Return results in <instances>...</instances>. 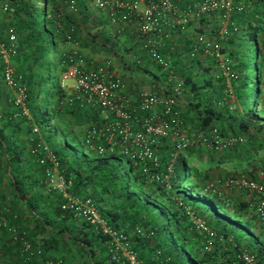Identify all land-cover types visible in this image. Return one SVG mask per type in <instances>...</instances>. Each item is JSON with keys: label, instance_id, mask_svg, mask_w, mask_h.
<instances>
[{"label": "trees", "instance_id": "obj_1", "mask_svg": "<svg viewBox=\"0 0 264 264\" xmlns=\"http://www.w3.org/2000/svg\"><path fill=\"white\" fill-rule=\"evenodd\" d=\"M5 1L12 14L11 24L16 31L18 52L15 66L22 73L27 85L26 106L29 116L13 117L11 109L4 116V124H12L16 134L23 128L30 139V145L33 143V134L29 125L35 123L38 126V134L40 133L41 138L56 154L60 169L70 179L68 189L78 196L89 195L97 204L101 216L112 227L130 230L135 224H139L151 228L152 234L149 237L135 234L130 237L137 256L141 259L142 250L139 249V253L137 250L144 244L150 255L155 248H159V258L167 257L166 261L161 259L159 262L157 259L158 264H242L236 256L241 248L254 251L256 263L264 262V221L258 220L250 211L248 202L235 201L219 188L226 178L248 176V173L258 167L264 169V0H241L246 3L245 7L243 10L231 12L229 34L222 40L218 38L220 50L229 57L233 67L239 72L232 84L242 112V118L236 120V123L244 135L237 134L241 139L223 148L191 144L182 149L173 162L168 188L162 187L157 181L148 180L128 157L117 150L106 148L97 153L85 145L82 153L74 149L67 138L71 136L83 143V133L76 136L72 131L73 124L98 121L97 107L83 105L82 101L74 97L67 100L65 91L58 82H49L50 58L41 29L45 23L38 20L37 0ZM190 1L192 0H173L178 8ZM41 4L44 18L49 22L50 40L55 47V62L59 70L64 65V55L60 53L63 31L68 27L73 28L81 45L104 47L106 51L116 55L121 64L124 63L123 68L128 72L136 69L124 62L122 51H129L130 46H117L114 37L102 29L98 32L89 30L88 21L91 20L93 11L82 0L78 2L75 13L58 6L54 0H41ZM207 15H200L198 22L207 20ZM115 28L118 33H127L126 27ZM167 28L169 30L163 27V31H168L169 35H162L159 50L169 56L172 51L179 49L176 55L186 52L183 59L193 62L192 56L188 55L189 39L183 42V46L175 49H172V39H169L176 34L182 38L186 29ZM80 31L84 36L79 37ZM198 32L203 31L199 29ZM169 57L174 63L175 72L182 79L181 87L192 82L193 85L191 83L189 88L195 93L193 99H199L196 94L199 92V85L191 80L189 71L184 69L189 62H180L182 66H176L172 56ZM135 66L149 73L154 79L158 77L157 72L149 71L136 63ZM209 81L210 79H205L203 84H209ZM199 105L194 104L196 115L193 122L197 130L216 124L221 134L236 135L226 134V128L217 121L218 111L214 102H207L201 108ZM179 116L182 120L181 113ZM59 121L63 122L60 128ZM16 140L18 142L11 147L7 144L6 137L0 134V142L9 150L7 155L10 160L17 162L25 152L35 156L29 151L30 145L27 148L23 139L16 137ZM9 142L12 143L10 140ZM165 154L166 150L160 162L164 161ZM121 157L127 160L126 168ZM129 177L142 186V195L129 187ZM102 204H108L111 208H104ZM56 209L69 213L60 208L59 202ZM192 215L202 218L220 236L215 238L208 250L204 247L203 232L195 227ZM85 253H90L89 249L80 252L81 255ZM33 260L31 258L26 263ZM143 260L154 264L150 256ZM23 262L22 260L21 264Z\"/></svg>", "mask_w": 264, "mask_h": 264}, {"label": "built area", "instance_id": "obj_2", "mask_svg": "<svg viewBox=\"0 0 264 264\" xmlns=\"http://www.w3.org/2000/svg\"><path fill=\"white\" fill-rule=\"evenodd\" d=\"M79 1L54 0L58 6L74 13L78 9ZM82 1L91 11L104 10L107 21L119 28L125 22L134 21L149 63L155 65L158 68L157 73H160L155 79L159 90H139L135 103L129 94L127 81L119 73L113 56L105 55L92 62L91 58L85 55L73 28L65 29L60 50L64 55V65L59 70L58 85L65 88L64 79L72 78L73 97H81L86 103L97 107L98 121L90 122L83 131L85 147L97 153L106 148L117 150L128 157L148 180L157 181L162 187L168 188L173 162L182 149L191 144L223 148L241 139L240 135L221 134L216 124L191 132L184 128L177 107L182 79L175 72L171 59L159 50V46L162 35H168L162 30L163 24L187 30L191 20L204 14L220 15L223 22L217 28L218 38H226L229 34V24H232L230 14L243 10L246 4L244 1L192 0L181 8H178L173 0ZM6 8L7 5L3 4L2 9ZM4 33L5 37H0V78L12 89V116H29L26 106L27 85L22 73L15 66L18 44L14 26L6 25ZM218 38L210 37L204 32H196L188 55L192 56L195 50L201 49L204 54L216 59L220 73L231 78L234 74L228 66L229 57L220 50ZM133 57L139 62L136 56ZM226 93L228 95V92ZM30 132L33 134V143L29 146V151L36 156L38 163L43 165L47 185L59 193L60 208L89 223L94 232L101 235L108 260L125 264H150L137 256L130 237L132 234L149 237L152 229L139 224H135L130 230L110 226L89 195L77 197L70 192V179L65 177L60 169L56 154L38 134V126L35 123L30 125ZM164 138L169 139V146L164 161L160 162L159 146ZM221 184L244 189L247 196H253L249 208L258 220L264 221V169H258L255 176L226 178ZM209 185L212 186L211 183ZM7 213V208L0 204V227L10 240L19 244L23 259L27 261L41 254V245L27 238ZM191 217L195 227L203 232L205 249H210L215 238L220 236L202 218L194 215ZM153 255L159 262L161 259H167L159 258V248L154 249ZM236 256L242 264H264L256 263L255 252L245 248L239 249ZM44 264H60V259L46 257Z\"/></svg>", "mask_w": 264, "mask_h": 264}, {"label": "crops", "instance_id": "obj_3", "mask_svg": "<svg viewBox=\"0 0 264 264\" xmlns=\"http://www.w3.org/2000/svg\"><path fill=\"white\" fill-rule=\"evenodd\" d=\"M3 4H6V1L0 0V37L4 38V27L8 24H11L10 19L12 18V14L8 8L2 9ZM204 20V22H198L197 18L191 20L187 26V30L183 32V35L185 36L182 38H180V35L178 34L172 35L169 38L170 40L172 39V49L183 46V42L186 41V39H189V42L187 41V45L189 46L188 49H190L194 42V35L199 29H202L206 35L216 38V35L213 32L215 28L213 27V25H215L213 18ZM88 24L91 25V28L90 26L88 27L90 30H92V32H98L99 29L104 30L102 25H109L115 30V27H117V25L110 24L107 21L104 10L93 11L92 18L88 21ZM136 26L137 24L134 21H129L125 22L120 28L126 27L125 30L127 33L131 34L133 33L134 29L136 30ZM163 27H166V30H169V28H167L169 27L168 25L163 24ZM163 27L162 30H165ZM93 29H95V31H93ZM75 36H77V34H75ZM80 36L84 35L81 33L79 37ZM129 38L133 37L129 35ZM137 40L141 41L139 38ZM85 45L86 46H81L85 55L89 58H92V62L94 61V55L100 56V54L104 55L105 53H101L99 49L100 47L98 45H91V47L87 44ZM141 48L142 49L140 52H138L139 55L134 56H136L139 61L140 59L148 60L145 50L142 46ZM117 50L119 51V49ZM177 51L179 52V49L175 50L174 52L172 51L171 53L176 66H182L180 62L186 64L188 61L189 64H186L184 69L189 71L191 80L196 82L200 88L199 92L196 93L197 97L199 96V99H193L195 93L189 88L192 82H190V84H185L183 88L181 87L182 92L177 98V107L179 109V113L182 115L181 122L184 128L188 129L190 132L191 128L196 129L193 122L195 121L196 104L199 103V108H201L202 105L211 101L214 102L218 111L216 117L217 121L220 122L221 126L226 128L228 132L226 134L244 135L236 123V120L241 119L242 116L239 114L235 115L227 110L229 107L227 106L225 100L232 99V97L230 98L226 92L222 93L221 91L223 82L221 81V83L218 81L219 77L216 73L217 68L214 67L216 65L214 64L213 66L211 61V59L214 60V58L204 54L201 49H197L194 51L192 57L190 56L192 58L191 60L193 61L191 62L190 60L186 61L183 59V56L186 54V52L182 55H176L175 53ZM118 66L123 67L124 63L121 64L119 62ZM124 78L127 81V88L129 94L132 97V101L135 103L137 101L136 98L139 90L143 88L159 90V84L154 79V77L150 76L147 78L144 77L142 79H139L140 77H138V80H136V78L129 79L127 76ZM205 79H210L209 84H203ZM72 84L73 81L69 85H66L65 88H62L65 91L67 98L70 99L73 98ZM11 97L12 89L8 87L0 78V134L6 137L7 144L9 146L12 147L15 145L14 143L18 142L16 137H19L23 139V142L28 148L30 145V139L28 138L27 132H25L22 128L16 134V132H14L15 127H13L12 124H4V116L11 109V115L13 112ZM77 98L80 100V102L82 101L83 105H92L86 103L81 97ZM86 125L87 124H85V127ZM9 140L12 141V143H10ZM168 140L169 139L164 138L162 144L159 146L161 157L165 153V150L168 149ZM8 151L5 145L0 142V204L7 208V216L11 218V221L18 225L27 238L35 243H39L43 251L41 254L34 256L32 258L34 259L33 261L26 263L22 257L19 244L10 240L4 229L0 227V264H21L22 260L24 261L23 264H44V259L46 257L59 258L60 264H115L116 262L108 260L102 238L98 235H95V232L89 223L86 224L83 220L76 218L65 211L56 209V205L60 201L59 193L47 185L44 172H41L43 166L37 163L36 157L25 152L24 156H22L20 160L14 162L8 158ZM256 170L248 173V176H255ZM222 191L224 194L233 197V199L236 198V201L240 200L248 202V207L253 202L254 197L247 196L244 189L223 187ZM71 193L77 197L86 196H78L73 192ZM102 206L104 208H111L108 204H102ZM83 241H85L84 244L82 243ZM84 249H89L90 251V253H88L86 256L80 254L81 251L84 252ZM139 249L142 250L141 253L143 259L146 260L150 256L154 264H158L157 258L154 257L152 252L150 255L148 248L145 247L144 244L138 247V253Z\"/></svg>", "mask_w": 264, "mask_h": 264}, {"label": "rangeland", "instance_id": "obj_4", "mask_svg": "<svg viewBox=\"0 0 264 264\" xmlns=\"http://www.w3.org/2000/svg\"><path fill=\"white\" fill-rule=\"evenodd\" d=\"M36 11H37L38 20L40 21V23L41 22L45 23V26H41V29H42L43 40L45 42L46 49L48 51V56L50 58V69L51 70H50V73H49V82H51V84H52V83L58 82L59 79H60V77H59V66L55 62L56 61L55 60L56 54L54 52L55 47L52 45V42L50 40V34H49V29H48L49 28V22H48L47 18H44V8H43V5L41 4V0H37ZM207 16L209 18L210 17L213 18V22L215 24V25H213V27H215L213 32L215 33L216 38H218L217 28L223 22V20L220 17V15L217 14V13L208 14ZM88 26H90V28H91V25L88 24ZM102 27H103L104 31L108 35L114 37V39L117 41V44H118V45L116 44L117 46H119V47H121L123 45H126L127 47L130 46L128 48V50L130 49L129 51H127V52L124 51V62L126 64L131 65V67L136 68L137 70L135 69L132 72H128L126 69H123V67H119L118 66L119 61H118L116 55H114L111 52L106 51L104 47H100L99 48L101 53L105 52L104 55L103 54H100V56L99 55H96V56L94 55L93 56L94 61H97L99 58H101V57H103L105 55L113 56L114 62L117 64V66L119 68L118 69L119 73L122 74L123 77L127 76L129 79L130 78H134V79L136 78V80H138V77H140L139 79H142L144 77H146V78L150 77L149 73L143 71L142 69H139L138 66H135V63L140 65L141 67H145V69H147L149 71H153V72H157L158 71V68L155 65L149 63V61L146 60V59H140L139 62L135 61L133 56L134 55H139L138 52H140V50L142 49L141 46H140V44H141L140 40L139 41L137 40L138 38L141 39V36L136 33L135 29L133 30V33H131V34L130 33H124V32H123L124 33L123 34V33L116 32L113 29V27H110L109 25H102ZM90 28H89V30H90ZM90 31H92V30H90ZM93 31H95V29H93ZM129 35H131L133 38H129ZM222 38L223 37H220V40H222ZM169 56H171V55H169ZM169 58H171V57H169ZM211 61L213 63V66H214V64L216 65L214 67L217 68L216 73H217V76L219 77L218 81L219 82H221V81L223 82V86L221 85L222 86L221 87L222 93L228 92V95L230 96V98L232 97V99H226L225 100L227 106L229 107V108H227V110L230 111L231 113L235 114V115L239 114L240 116H242L241 108H240V105H239L237 99L235 98V94H234V90H233V84H232V81L234 79H236V77H237L236 74H238L239 72L237 71L236 68L233 67L232 61L229 60L228 66L232 70L234 76L231 77V78H227L222 73H220V71H219L220 68H219V65H218V62L216 61V59H214V60L211 59ZM214 78H216V77H214ZM72 81H73L72 78H65L64 79L65 85H69ZM181 92H182V90H181ZM62 124H63V122L59 121L58 122V127L60 128L62 126ZM29 127H30V125H29ZM84 128H85V124L74 123L73 126H72V131L74 132V134L76 136H81L83 131H84ZM190 130L194 131L195 128H191ZM67 139H68L69 143L74 147V149L78 153H82L83 151H85L84 144L82 143L81 140H76V139H74L71 136H69ZM121 162H122L123 166L126 168L127 167V160L124 157H121ZM127 172H128V170H127ZM217 172H219V171H217ZM128 183H129V187L132 190H134L137 194L142 195L143 189H142V186L140 184H138L137 182H134L130 177L128 178ZM223 187H226V186H223L222 184H220L219 188L221 190H223ZM226 188H229V187H226ZM230 188H234V187H230ZM235 188H237V187H235ZM239 219L243 221V219H241V218H239ZM254 231L256 232V229ZM260 238H262L261 235H260ZM86 254L87 253H85V256H86Z\"/></svg>", "mask_w": 264, "mask_h": 264}]
</instances>
